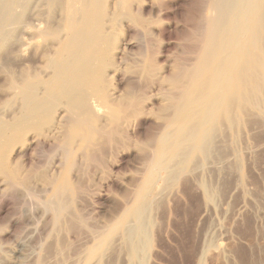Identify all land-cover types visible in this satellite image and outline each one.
<instances>
[{
  "label": "bare ground",
  "instance_id": "6f19581e",
  "mask_svg": "<svg viewBox=\"0 0 264 264\" xmlns=\"http://www.w3.org/2000/svg\"><path fill=\"white\" fill-rule=\"evenodd\" d=\"M35 2V21L39 22L38 28L35 26L36 38L51 39L50 43L55 47L48 58L49 74L45 80H41L39 74L32 75L27 67L24 68V62L22 68L17 69L13 59L2 56L11 34L13 36L9 26L16 22L26 26L31 4L26 0H12L0 7V76H4L7 91L13 95L8 103L20 99L19 112L10 115L0 102V156L6 157L11 150V141L21 144L15 164L0 157L1 184L18 191L31 180L33 168L29 169L37 166V151L47 148L59 152L62 170L59 169L58 177L47 180L52 186L49 198L41 202L30 189L26 193L22 190L25 195L29 193L30 200L34 199L51 212L58 226L61 216L72 208L76 188L71 185L70 177L81 162L113 166L110 162L113 152L137 136L138 126L148 117L150 105L156 103L157 96H162L160 99L164 102L157 112L160 123L152 127L146 138L151 149L147 148L150 150L147 157L144 154L145 170L137 178L127 206L121 208L123 211L113 223L94 232L93 244L85 249L78 263L105 264L108 252L113 250L115 253L116 247L112 249L115 238L120 237L128 249L129 264H133L141 260V253L151 244L150 208L165 192L163 187L157 186L158 181L171 186L189 184L187 180L193 168L204 167L215 156L227 157L226 151L219 149V146L229 149L221 146L223 139L229 136H225L226 130H234L238 135L239 126L242 127L244 120L250 122L251 114L264 126V0H208L202 6L201 29L197 28L200 32L190 60L178 62L170 74L164 76L157 61L147 58L137 82L128 75L127 89L117 96L110 90V83L126 77L121 62L126 58V48L137 44L129 43L124 45L125 48L114 50L116 40L112 38L111 29L123 24L131 34L146 35L149 30L139 15L159 10L142 0H115V12L109 18L107 0ZM43 23L47 24L44 28ZM23 35L25 42L22 45H26V40L30 41L32 36L27 31ZM152 89L157 90L158 95L151 98L148 95ZM2 115L7 119L4 120ZM248 124L251 128L254 122ZM46 172L40 177L44 175L43 182L48 175ZM207 193L210 194V190ZM68 217L66 219L70 221ZM71 217L76 219L74 215ZM76 221L83 224L84 220ZM55 229L58 231V227ZM118 242L115 243L119 246L117 249L120 248ZM122 247L124 249V244ZM113 251L109 254L116 256Z\"/></svg>",
  "mask_w": 264,
  "mask_h": 264
},
{
  "label": "rangeland",
  "instance_id": "374dc122",
  "mask_svg": "<svg viewBox=\"0 0 264 264\" xmlns=\"http://www.w3.org/2000/svg\"><path fill=\"white\" fill-rule=\"evenodd\" d=\"M10 1L12 0H0V7ZM26 1L31 4L27 13V25L16 22L13 26H9L13 36L11 34V39L5 52H2V56L5 58L7 56L11 61L13 59L17 69L22 68L24 62V68L27 67L32 75L39 74L41 80H45L49 74V70L46 68L48 58L53 55L55 47L53 43H50L51 39L36 38L35 31L37 29L35 26L38 28L39 23L38 20L35 21L36 0ZM142 1L149 2L159 10L151 14L139 15L149 30L147 31L149 36L147 34L143 36L131 34L123 24L111 29L112 38L116 40L114 50L117 51L129 43L137 44L125 50L126 58L121 64L122 69L127 72L126 77L119 81L120 83L114 80L110 83V90L116 96L118 93L122 95L121 92H125L130 83L129 79H133V82L138 79L139 71L144 69V62L147 58L157 61L161 68V74L164 76L169 75L178 62L187 63L190 60L198 31L200 32V30L197 31V28L201 29V13L204 11L202 6L206 5L208 0ZM106 10L110 18L115 12V0H107ZM17 11L20 12V8ZM47 24L41 25L44 28ZM24 31L29 32L32 36L30 41L26 40V45H22L25 42ZM46 40L49 42H45ZM128 75L133 77L130 78ZM134 76L137 77L134 78ZM0 77V102L4 104V111L9 115L19 112L20 99L17 98L13 103H8L12 100L13 95L7 91L4 76ZM157 95V90L152 89L148 97L152 98ZM161 97L157 96L156 103L153 106L150 105L148 117L143 119L141 125L138 126L137 138L131 137L129 141L113 152L110 162L114 167L109 163L105 168L94 162L85 161L81 162L82 165L80 164V167L71 175L70 183L76 188V193L73 196L72 208L69 212L74 217L76 216V219L84 220L83 224L77 222L76 219L73 220L68 212L61 216L59 225L56 226L54 215L42 205L39 206L34 199L31 198L36 203L30 200L28 192L25 195L26 190L30 189V193L41 199V202L49 198L52 186L47 180L51 177V179L58 177L59 169L62 170L59 152L48 151L47 148L37 151L35 166L40 168L36 166L37 170L33 165L29 169L33 168L36 173L31 170L30 173L33 175L31 174L30 179L32 181L28 180L29 184L26 183V187L18 188V191H15L17 188L12 189L1 184L0 176V264H78L81 261L85 249L94 242V232L99 229L103 230L121 214L128 204L132 189L135 188L136 182L145 170L146 159L143 158L149 154L150 150L147 148L151 149L146 138L152 127L160 123V120L158 121L160 116L157 115L159 114L157 112L164 102L161 101ZM252 117L251 114L250 122L244 120L242 127L239 126L238 135L234 130H226L225 136L226 134L229 136L223 139L225 143L222 142L221 146L230 150H225L220 146L219 149L226 151L228 158L226 156L224 158L227 161L215 156V159H212L204 167L193 168L190 178L187 180L189 184L185 183L187 185L171 186L158 181L157 186L163 187L162 190L165 192L150 208V219L153 223L151 244L147 250L141 253V260L133 264H264V126L260 125L262 121L255 120L254 117L257 118V116L254 115L253 120ZM2 118L7 119L3 115ZM252 122L254 124L251 130L248 123L252 124ZM11 142V150L6 157L5 155L0 157L7 159L10 164H15L21 144L20 141ZM47 152H51V154ZM94 167L95 169H92ZM42 172L48 173V175L45 173L44 182L41 180L44 175L43 178H40ZM35 174L36 176H34ZM37 174L40 176L37 177ZM31 188H34L32 192ZM209 190L211 196L207 193ZM126 197L128 198L126 199ZM57 227L58 231L55 229ZM117 239L115 238V241L120 242V244L117 243L120 248L117 249L118 245L114 241L115 246L113 244L114 248L112 249L116 247L117 250L115 249V253L113 250L109 252L113 251L116 256L108 252L105 264H129L128 249L120 237ZM59 254L60 256H58Z\"/></svg>",
  "mask_w": 264,
  "mask_h": 264
}]
</instances>
